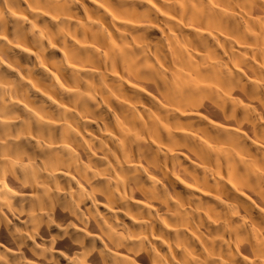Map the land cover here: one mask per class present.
<instances>
[{"label":"bare ground","instance_id":"obj_1","mask_svg":"<svg viewBox=\"0 0 264 264\" xmlns=\"http://www.w3.org/2000/svg\"><path fill=\"white\" fill-rule=\"evenodd\" d=\"M0 264H264V0H0Z\"/></svg>","mask_w":264,"mask_h":264}]
</instances>
